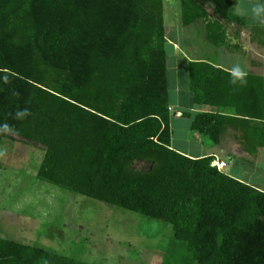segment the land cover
Listing matches in <instances>:
<instances>
[{"label":"trees","instance_id":"obj_1","mask_svg":"<svg viewBox=\"0 0 264 264\" xmlns=\"http://www.w3.org/2000/svg\"><path fill=\"white\" fill-rule=\"evenodd\" d=\"M172 1L189 105L231 111L180 116L215 145L237 129L257 157L264 78L218 65L250 19L238 0ZM167 42L164 0H0V145L40 148L37 178L170 225L163 264H264V188L172 147ZM0 264L90 263L0 237Z\"/></svg>","mask_w":264,"mask_h":264},{"label":"rangeland","instance_id":"obj_2","mask_svg":"<svg viewBox=\"0 0 264 264\" xmlns=\"http://www.w3.org/2000/svg\"><path fill=\"white\" fill-rule=\"evenodd\" d=\"M164 6L169 98L174 109H178L179 105L175 106L173 100L178 103L181 96V103L190 102L186 90L185 58L189 54L184 48L178 4L164 0ZM206 9L213 14L211 6L207 5ZM235 12L250 21L246 28L247 39H238L234 45L241 46L243 42L252 41L254 28L264 32V0H238ZM232 28H238L239 32L245 30L236 25ZM238 51L241 56L245 53L243 47ZM260 51L264 54L263 47L258 48V53ZM230 53L229 48H225L219 55L218 63L230 67L238 62L236 56ZM172 120L173 147L191 154L197 153L200 145L188 131L189 119L174 117ZM175 122L180 124L177 129ZM43 156L40 148L3 139L0 145L1 238L90 264L164 263L173 236L170 225L75 194L37 178ZM249 160L251 162L246 158H236L231 167L243 181L263 189L264 150ZM217 163L213 162V165L223 169L221 163ZM150 167V164L136 165L141 169Z\"/></svg>","mask_w":264,"mask_h":264},{"label":"crops","instance_id":"obj_3","mask_svg":"<svg viewBox=\"0 0 264 264\" xmlns=\"http://www.w3.org/2000/svg\"><path fill=\"white\" fill-rule=\"evenodd\" d=\"M256 24H259V23H256ZM252 26H253V23H252ZM232 27H229V36H230V45H231V48L229 47V51L231 52L230 54L232 56H236L235 58L238 59V62H235L234 64H232V66L230 65V67H227V66L224 67L220 63H218V65L220 67L227 69V70L234 72V73H239V74H248L249 73V74L259 75V76H262L264 78V54L261 51L258 53V48H260V47L264 48V32H263V30H258L256 28H254L253 29L254 37L252 38V41L243 42L241 46H237V45H234L236 40L241 39V38L247 39L248 30L246 29L247 27H245V28H242V29H245V30H243V32H239L238 28H232ZM231 29H235V30L232 31ZM239 35H242V37L241 36L239 37ZM242 47H243V50L245 51V53H243V55L241 56V55H238L239 54L238 50H240V48L242 49ZM236 51H238V52H236ZM251 51H254V53H253L254 55L252 54ZM184 99H187V97H185ZM181 100H182V98L180 96L178 103L176 102V100L172 101L173 104H176L175 106L179 105L178 109H174V107L172 105V110L173 111L176 110V112H177L176 118H178V119L184 118V117L180 116V113H182L184 111H188L190 107H191V111L193 112V114L196 112H208V111H216L219 113L231 112L228 110L226 111V109H222V108H216L215 109V108L205 107V106H190L189 104L181 103ZM172 119H171L170 127L173 125V122H174ZM190 123H191V121L188 124L189 125L188 131H190V134H192V137L194 138V140L198 141V144L200 145L198 148L199 150L197 149V153L191 154L189 152H184L180 149H176L175 147H173V144H172V147L176 151H178V152H180V153H182L188 157L200 158V157L213 156L215 158L214 162H218L219 165H220V163L224 164L223 169H221V170H223L224 172L230 174L231 176L243 181V179L241 177H239L238 175H236L234 173V171L231 167V166H233L232 163L234 162V160L236 158H246L248 160H249V158H251V156L247 152L244 151L243 147L241 146V144L239 142V137H240L239 131L237 129H228L227 132L225 133V135L222 137L220 143L218 145L217 144L215 145L208 138H205L198 133L194 134L190 129ZM174 124H177L176 129H177V127H180L179 122H175ZM171 133L173 136L174 131H173L172 127H171ZM263 150H264V148L260 149L258 151L257 156L260 155V153ZM248 162H250V161H248ZM244 182H247V181H244ZM254 186H256V185H254Z\"/></svg>","mask_w":264,"mask_h":264},{"label":"built area","instance_id":"obj_4","mask_svg":"<svg viewBox=\"0 0 264 264\" xmlns=\"http://www.w3.org/2000/svg\"><path fill=\"white\" fill-rule=\"evenodd\" d=\"M217 164L219 165V163H217ZM223 166H224V164L221 163V167H223Z\"/></svg>","mask_w":264,"mask_h":264}]
</instances>
